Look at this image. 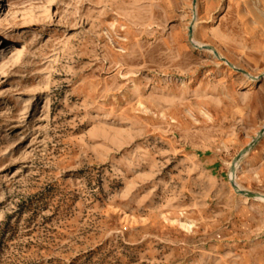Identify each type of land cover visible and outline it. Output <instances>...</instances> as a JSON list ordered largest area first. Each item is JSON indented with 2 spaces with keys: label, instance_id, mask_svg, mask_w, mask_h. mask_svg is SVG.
<instances>
[{
  "label": "rangeland",
  "instance_id": "1",
  "mask_svg": "<svg viewBox=\"0 0 264 264\" xmlns=\"http://www.w3.org/2000/svg\"><path fill=\"white\" fill-rule=\"evenodd\" d=\"M196 1L0 0V264H264V0Z\"/></svg>",
  "mask_w": 264,
  "mask_h": 264
},
{
  "label": "water",
  "instance_id": "2",
  "mask_svg": "<svg viewBox=\"0 0 264 264\" xmlns=\"http://www.w3.org/2000/svg\"><path fill=\"white\" fill-rule=\"evenodd\" d=\"M189 36H192V28H191V27L189 28ZM230 66H231V65H230ZM236 70H238V71H240V72H244V71H242V70H240V69H236ZM263 133H264V126H263V128L259 131L258 137L254 140V142H256V141L260 138V136H261ZM245 150H246V149L242 150V151L237 155L236 159H239V158L241 157V155L245 152ZM232 172H234V167L232 168ZM231 182H232V185L234 186V188H235L239 193H241V194H246V195H248L249 197H255V196H257V195H260V194H255V193L247 192V191H244V190H240V189H238V187L235 185V183H234L233 181H231Z\"/></svg>",
  "mask_w": 264,
  "mask_h": 264
},
{
  "label": "bare ground",
  "instance_id": "3",
  "mask_svg": "<svg viewBox=\"0 0 264 264\" xmlns=\"http://www.w3.org/2000/svg\"><path fill=\"white\" fill-rule=\"evenodd\" d=\"M200 2H202L201 0H197L196 1V6H194V8H195V10H196V8H197V5L200 3ZM190 40H191V42H192V37L190 38ZM208 46V45H207ZM209 48H211V47H209L208 46V50L210 51L211 49H209ZM213 49V48H212ZM215 49V48H214ZM211 50V52L216 56V58H222V56L220 55V53H218V51H216V50ZM224 62H226L227 64L229 63V62H227V61H225V59H222ZM230 64V63H229ZM231 65V68L232 69H234V70H236L235 69V67L232 65V64H230ZM250 74V73H249ZM250 75H252V74H250ZM232 172V171H231ZM232 173H235V172H232ZM231 181H234V180H231ZM235 185H236V183H235ZM257 196H260L259 198H257V199H260L261 200V198H264V195H257ZM257 196H255V197H257Z\"/></svg>",
  "mask_w": 264,
  "mask_h": 264
}]
</instances>
